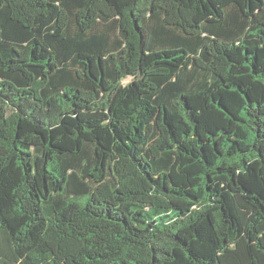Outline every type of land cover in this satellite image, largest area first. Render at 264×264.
Here are the masks:
<instances>
[{"label": "trees", "instance_id": "obj_1", "mask_svg": "<svg viewBox=\"0 0 264 264\" xmlns=\"http://www.w3.org/2000/svg\"><path fill=\"white\" fill-rule=\"evenodd\" d=\"M0 264H264V0H0Z\"/></svg>", "mask_w": 264, "mask_h": 264}, {"label": "rangeland", "instance_id": "obj_2", "mask_svg": "<svg viewBox=\"0 0 264 264\" xmlns=\"http://www.w3.org/2000/svg\"><path fill=\"white\" fill-rule=\"evenodd\" d=\"M131 79H128L127 82H129Z\"/></svg>", "mask_w": 264, "mask_h": 264}]
</instances>
